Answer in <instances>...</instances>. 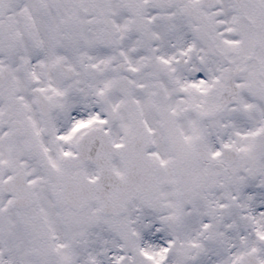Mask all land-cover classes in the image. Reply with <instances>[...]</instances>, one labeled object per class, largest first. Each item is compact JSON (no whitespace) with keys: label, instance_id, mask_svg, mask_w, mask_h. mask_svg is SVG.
<instances>
[{"label":"snow or ice","instance_id":"obj_1","mask_svg":"<svg viewBox=\"0 0 264 264\" xmlns=\"http://www.w3.org/2000/svg\"><path fill=\"white\" fill-rule=\"evenodd\" d=\"M0 264H264V0H0Z\"/></svg>","mask_w":264,"mask_h":264}]
</instances>
